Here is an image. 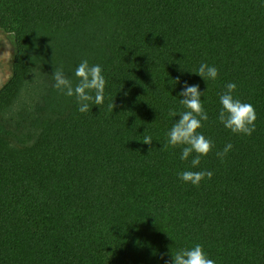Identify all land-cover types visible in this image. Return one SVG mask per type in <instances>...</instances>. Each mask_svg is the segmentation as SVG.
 <instances>
[{"label":"trees","instance_id":"trees-1","mask_svg":"<svg viewBox=\"0 0 264 264\" xmlns=\"http://www.w3.org/2000/svg\"><path fill=\"white\" fill-rule=\"evenodd\" d=\"M0 24L16 44L0 89V264H164L195 244L215 264H264L261 0H0ZM83 59L106 80L86 113L52 87L60 68L75 84ZM201 63L215 81L189 72ZM184 81L205 91L197 131L213 141L197 168L167 145ZM228 82L255 109L251 135L217 119ZM184 170L213 175L193 186Z\"/></svg>","mask_w":264,"mask_h":264},{"label":"clouds","instance_id":"clouds-1","mask_svg":"<svg viewBox=\"0 0 264 264\" xmlns=\"http://www.w3.org/2000/svg\"><path fill=\"white\" fill-rule=\"evenodd\" d=\"M261 3H264V0H261ZM189 72L198 74L205 82L209 79L215 81L218 77V69L207 63H201L195 71ZM52 75L54 80L52 87L67 97L74 96L80 113L89 111L90 105L103 103L106 80L99 64L90 65L87 59L81 60L74 71V76L77 78L75 84L65 75L62 68L54 69ZM179 82V78H176L173 86ZM236 88L235 82H228L225 90L219 94L221 107L217 119L224 128L234 134L251 135L255 131V109L252 104L234 97L233 93ZM204 92L200 90L198 84H189L184 81L178 96L182 97L180 103L187 110H171V115L178 119H175L166 133L167 145H182L180 160L187 161L191 156L192 168H197L201 163V157L206 156L213 147V141L197 131L203 126L202 122L209 118L201 100ZM143 141L150 144L152 138L145 137ZM232 147L231 143H227L216 155L223 159ZM193 153L196 155H192ZM212 175L213 173L209 170H184L178 173V178L184 183L198 186L204 178L210 179ZM164 264H215V261L209 258L201 244H195L190 248H181L175 254L171 253V260H165Z\"/></svg>","mask_w":264,"mask_h":264},{"label":"rangeland","instance_id":"rangeland-1","mask_svg":"<svg viewBox=\"0 0 264 264\" xmlns=\"http://www.w3.org/2000/svg\"><path fill=\"white\" fill-rule=\"evenodd\" d=\"M15 52L16 44L14 35L4 30L0 24V89L12 76Z\"/></svg>","mask_w":264,"mask_h":264}]
</instances>
